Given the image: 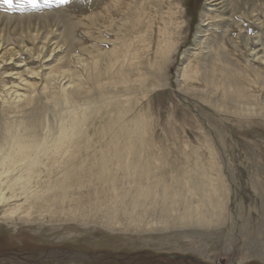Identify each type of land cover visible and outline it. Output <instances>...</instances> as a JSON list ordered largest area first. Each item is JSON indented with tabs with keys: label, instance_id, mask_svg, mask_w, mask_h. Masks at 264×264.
Instances as JSON below:
<instances>
[{
	"label": "rangeland",
	"instance_id": "rangeland-1",
	"mask_svg": "<svg viewBox=\"0 0 264 264\" xmlns=\"http://www.w3.org/2000/svg\"><path fill=\"white\" fill-rule=\"evenodd\" d=\"M175 1L184 18L175 51L165 64L143 60L142 75L129 74L137 78L128 97L117 100L120 87H113L119 80L104 74L97 88L87 78L94 61L104 69L109 59L123 53H111V40L118 45L121 39L106 32L108 20L100 30L105 36L96 30L106 3L0 0L2 50L18 52L32 64L30 50L45 43L50 59L61 55L54 67L66 62L65 69L76 71L78 66L85 95L76 106L75 137L83 138V147L96 144L107 156L99 167L102 179L66 190L70 196L85 193L91 208L88 223L77 213L67 220H18L23 210L14 221L0 219V264H264V46L250 40L264 38V0ZM205 9L206 23L217 20L218 33L227 31L222 42L232 54L229 60L243 67L248 109L254 112L247 105L236 109L237 78L217 74L219 86L212 89L208 49H193L196 38L203 39ZM56 45L64 52H50ZM86 48L92 51L82 50ZM254 51L256 57L250 55ZM33 61V67L40 66ZM190 61L197 81L182 82L181 69ZM11 62L6 61V68L0 65L1 73L16 70ZM69 106L49 104L45 126L34 121L47 141L63 122L70 124L65 117ZM121 151L129 153V163H139L136 174H130L128 162L117 164ZM194 206L198 220L186 222ZM131 217L140 223L131 227Z\"/></svg>",
	"mask_w": 264,
	"mask_h": 264
},
{
	"label": "bare ground",
	"instance_id": "bare-ground-1",
	"mask_svg": "<svg viewBox=\"0 0 264 264\" xmlns=\"http://www.w3.org/2000/svg\"><path fill=\"white\" fill-rule=\"evenodd\" d=\"M92 1L94 4L101 1L107 4L106 13L103 12L95 22L98 35L101 38L103 35L105 36L104 33L102 35L100 30L106 29L105 21L108 20L109 29L111 28V30L108 29L106 32H112L117 39L120 37L122 40H120L118 45L115 44L114 39L111 40L113 42L111 53H116L119 50L123 51V53L120 56H113L112 59H109L105 63L107 65L104 69L94 61V66L91 68L87 78L97 88L101 87L102 75L104 76V74L111 79H117L119 81L115 82L113 87L115 90L120 87L117 91L116 99L127 98L133 88V81L142 75L143 60L152 63V60L155 59L157 62L165 64L175 51L184 24L183 7L175 0ZM209 1L215 2L217 0ZM117 17H120L119 22L121 23L114 29ZM216 18L218 17L216 16ZM232 19L233 17L228 19V22ZM207 20L205 9L203 14H201V27H206V29H202L203 39L196 38L193 49L198 47H202L203 50L208 49L206 56L211 64L208 71L211 75L212 89H216L219 86L216 81L218 79L217 74L221 73L237 78L238 83L235 89H237L238 101L236 103H238V106L236 109L239 112L243 111L247 105V111L250 112L251 110L248 109L250 104L248 103L249 97L245 92L249 81L243 78L245 75L242 74L243 70L240 71L242 67L240 66L239 68L240 62H238L237 66L235 64L237 60H234L235 63L229 60V56L232 54L222 42V37L226 35L227 31L221 30L218 33L219 24H217V20L211 24L206 23ZM202 32L198 31V33ZM255 38H250V40H257L261 46H264V38ZM232 45L234 46L235 43ZM0 48L2 53L0 54V65L6 68L8 67L4 65L6 61H12L11 63L18 66H16L15 71L11 69L1 73L2 70H0V79L2 81L0 101L3 105L0 114L4 122L3 125H0V212L2 213L0 219L5 222L14 221L22 210L23 216L18 218V220L23 219L26 222H30L33 218L35 220H44L47 219L45 217L51 219L56 216L63 218V220L74 219L77 213L78 217L86 224L91 212L87 196L82 190L79 191V196H76L75 193L70 196L66 190L75 184L82 187L85 184L89 185L90 182H97L102 179L103 173L99 167L102 165L100 163L107 159V156L101 149L96 150V144L83 147V138L75 137L77 127L75 122L77 115L75 112L77 111L76 106L80 104L81 99L85 95L84 78L81 76L80 70H77L78 66L74 68L76 71L65 69L66 62L64 64L59 63L58 67H54L52 63L54 61L58 62L56 58L60 54L58 56L54 55L50 59L51 55L47 56L48 50L45 43L40 48L37 47L30 50L31 63L33 64V59L39 62L40 66L37 68L19 57L18 52L7 48L2 50L1 43ZM55 49L59 50L60 53L64 52L61 50V46L59 47L58 45L50 49V52H54ZM82 50H86L88 53L92 51L87 48ZM154 53L155 55H153ZM254 53L255 51L251 52L250 55L256 57V53ZM75 56V60L80 63L81 58L77 55ZM258 59L261 60L260 58ZM191 65L192 61L188 63L187 67L181 69L182 82L191 83L197 81V68H193ZM79 69H81V65H79ZM133 71H135L137 77H130L131 75L129 74H132ZM5 74L8 77H4L6 76ZM240 78H242V82ZM221 88L224 93L228 92L224 86H221ZM49 104L53 106L69 104L71 109H66V116L64 115L66 119H70V124L64 125L65 122L63 120L65 119L62 118V126L54 133L55 136L50 134L52 138L47 141V136H42L39 129L45 124L43 118L47 114ZM252 106L251 108H253ZM40 107L43 112H41ZM257 108L260 107L258 106ZM251 112H254V108ZM11 114H15L16 118L9 120V115ZM34 121H39L41 126L37 127ZM118 155L116 153L117 157ZM121 155L117 164L121 165L122 160L129 163V153L121 151ZM129 164L136 165L139 163ZM131 165L130 174L134 175L138 170V166ZM202 199L207 201V199ZM197 209L198 207L194 206V209L189 210V215L185 218L186 222L198 220ZM213 212H215V205L213 206ZM102 213L106 212L103 211ZM203 219L207 223L206 225H209V220ZM128 221V225L131 227H135V224L140 223L132 220V217ZM148 228L145 225V229L147 230Z\"/></svg>",
	"mask_w": 264,
	"mask_h": 264
},
{
	"label": "snow or ice",
	"instance_id": "snow-or-ice-1",
	"mask_svg": "<svg viewBox=\"0 0 264 264\" xmlns=\"http://www.w3.org/2000/svg\"><path fill=\"white\" fill-rule=\"evenodd\" d=\"M3 2L5 4H11L12 3V0H3ZM32 2H34V0H32ZM60 3H67L68 0H59Z\"/></svg>",
	"mask_w": 264,
	"mask_h": 264
}]
</instances>
